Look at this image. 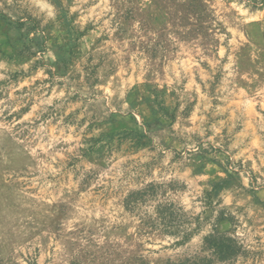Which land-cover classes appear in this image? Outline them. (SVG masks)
Returning <instances> with one entry per match:
<instances>
[{
  "label": "rangeland",
  "instance_id": "1",
  "mask_svg": "<svg viewBox=\"0 0 264 264\" xmlns=\"http://www.w3.org/2000/svg\"><path fill=\"white\" fill-rule=\"evenodd\" d=\"M0 264H264V0H0Z\"/></svg>",
  "mask_w": 264,
  "mask_h": 264
},
{
  "label": "trees",
  "instance_id": "2",
  "mask_svg": "<svg viewBox=\"0 0 264 264\" xmlns=\"http://www.w3.org/2000/svg\"><path fill=\"white\" fill-rule=\"evenodd\" d=\"M229 183L224 181L215 184L211 194L217 193L222 187L228 186ZM155 188L148 189L142 193L130 195L125 201V208L131 212L138 209L140 204H143L147 199H151ZM144 219L141 222L149 229L158 230L162 234L172 236H182V241L186 240L191 233H186L184 224L186 214L181 208L175 207L170 203H159L153 207L152 215H143ZM204 247L211 251V256L218 261L233 259L241 252V246L236 239L218 232L216 227H213L212 233L204 238Z\"/></svg>",
  "mask_w": 264,
  "mask_h": 264
}]
</instances>
